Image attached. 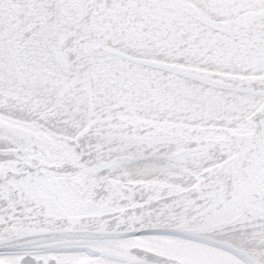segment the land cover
Here are the masks:
<instances>
[{
  "label": "snow or ice",
  "instance_id": "1",
  "mask_svg": "<svg viewBox=\"0 0 264 264\" xmlns=\"http://www.w3.org/2000/svg\"><path fill=\"white\" fill-rule=\"evenodd\" d=\"M0 264H264V0H0Z\"/></svg>",
  "mask_w": 264,
  "mask_h": 264
}]
</instances>
